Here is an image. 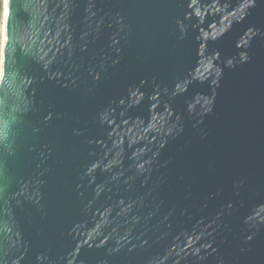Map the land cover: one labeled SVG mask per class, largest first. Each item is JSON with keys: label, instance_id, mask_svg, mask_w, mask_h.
Segmentation results:
<instances>
[{"label": "water", "instance_id": "95a60500", "mask_svg": "<svg viewBox=\"0 0 264 264\" xmlns=\"http://www.w3.org/2000/svg\"><path fill=\"white\" fill-rule=\"evenodd\" d=\"M0 264H264V0H8Z\"/></svg>", "mask_w": 264, "mask_h": 264}, {"label": "rangeland", "instance_id": "374dc122", "mask_svg": "<svg viewBox=\"0 0 264 264\" xmlns=\"http://www.w3.org/2000/svg\"><path fill=\"white\" fill-rule=\"evenodd\" d=\"M5 14V0H0V71H1V62H2V55H3V20Z\"/></svg>", "mask_w": 264, "mask_h": 264}, {"label": "bare ground", "instance_id": "6f19581e", "mask_svg": "<svg viewBox=\"0 0 264 264\" xmlns=\"http://www.w3.org/2000/svg\"><path fill=\"white\" fill-rule=\"evenodd\" d=\"M7 1L8 0H5V17H4V23H3L4 24V43H5V39H6ZM2 70H3V65H2Z\"/></svg>", "mask_w": 264, "mask_h": 264}, {"label": "crops", "instance_id": "0c3cea01", "mask_svg": "<svg viewBox=\"0 0 264 264\" xmlns=\"http://www.w3.org/2000/svg\"><path fill=\"white\" fill-rule=\"evenodd\" d=\"M4 17H5V14H4ZM3 23H4V20H3ZM3 43H4V24H3ZM2 52H3V50H2ZM2 58H3V55H2ZM2 65H3V59H2V62H1L0 78H1V74H2Z\"/></svg>", "mask_w": 264, "mask_h": 264}]
</instances>
